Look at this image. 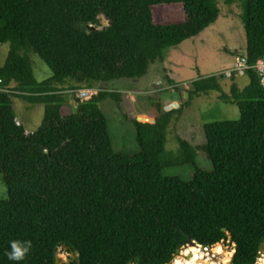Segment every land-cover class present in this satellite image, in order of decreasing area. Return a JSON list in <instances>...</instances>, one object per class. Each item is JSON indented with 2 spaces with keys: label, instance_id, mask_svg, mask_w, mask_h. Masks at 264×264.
<instances>
[{
  "label": "trees",
  "instance_id": "obj_1",
  "mask_svg": "<svg viewBox=\"0 0 264 264\" xmlns=\"http://www.w3.org/2000/svg\"><path fill=\"white\" fill-rule=\"evenodd\" d=\"M170 4L182 6L183 18L156 22L154 8ZM219 13L218 0H0V44H10L0 66V173L8 190L0 200V264H12L9 242L25 239L33 247L21 264H56L60 249L76 253L70 264H166L189 238L211 247L228 241L232 264H257L264 87L254 69L249 84L233 82L230 93L217 75L192 81L186 105L217 91L239 107L240 118L206 124L202 145L179 137L175 151L166 148L167 129L182 106L159 110L153 121L134 119V154L114 149L100 108L107 98L120 104V91L74 92L76 109L62 111L63 90L140 78L167 47L200 35ZM242 21L244 55L254 64L264 55V0H245ZM22 50L37 53L51 76L37 81ZM14 95L44 104L37 129L17 120ZM198 148L211 170L197 165ZM184 164L194 166L191 181L163 175Z\"/></svg>",
  "mask_w": 264,
  "mask_h": 264
},
{
  "label": "rangeland",
  "instance_id": "obj_2",
  "mask_svg": "<svg viewBox=\"0 0 264 264\" xmlns=\"http://www.w3.org/2000/svg\"><path fill=\"white\" fill-rule=\"evenodd\" d=\"M218 7L220 13L213 23L200 35L186 39L176 46L167 47L162 58L152 62L144 76L83 84L82 88H95L96 92L99 89H108L120 91L122 94L120 104L110 98L100 102V108L108 120L109 134L116 151L129 154L138 152L134 119L143 122L153 121L155 115H159V110L165 112L176 105L182 106V111L168 125L166 148L169 151L178 149L179 137L189 141L193 146L204 144L206 142L204 127L208 123L240 118L239 107L231 101L221 99L220 92L217 91L195 96L188 105L185 104L187 90L191 88L192 81L200 77L217 75L225 93H230L233 82L240 89L249 84L250 78L247 73L231 78L222 76V73L232 68L235 60L246 50V31L242 21L245 0H218ZM154 16L156 22L182 19V6L158 5L154 8ZM103 25L105 21L102 19L101 25L97 27ZM9 47L8 42L0 44V66L5 61ZM23 52L31 59L33 74L37 81H44L51 76L47 64L37 53L22 50ZM62 94L64 95L62 111L64 113L74 111L77 105L74 91L65 89ZM12 106L17 120L27 131L39 127L44 114L43 103H32L14 95ZM196 151L197 165L203 170H211L212 163L205 151L199 148ZM194 172L192 164L171 165L163 169L164 176H177L184 181H191ZM7 198V186L0 173V200ZM219 244L227 252L235 248V245L228 241ZM187 245L189 244L183 245L181 249ZM61 254L70 257L67 251L60 249L57 256ZM178 255L179 253L176 256ZM263 262L264 251L258 255L256 263Z\"/></svg>",
  "mask_w": 264,
  "mask_h": 264
},
{
  "label": "bare ground",
  "instance_id": "obj_3",
  "mask_svg": "<svg viewBox=\"0 0 264 264\" xmlns=\"http://www.w3.org/2000/svg\"><path fill=\"white\" fill-rule=\"evenodd\" d=\"M233 253L234 250L227 252L219 243L208 250H204L196 244H189L181 249L179 255L174 257L171 264H232ZM59 258L60 262L65 263L67 261V257L63 254L59 255ZM261 264H264V262Z\"/></svg>",
  "mask_w": 264,
  "mask_h": 264
},
{
  "label": "built area",
  "instance_id": "obj_4",
  "mask_svg": "<svg viewBox=\"0 0 264 264\" xmlns=\"http://www.w3.org/2000/svg\"><path fill=\"white\" fill-rule=\"evenodd\" d=\"M249 69H254V71L259 77L260 84L264 87V55L259 57L254 64H250L246 55L243 54L235 60L232 68L222 73V76L226 78H231L234 76L244 75ZM74 92H76L80 97L84 98L92 93H95L96 89L79 88L75 89Z\"/></svg>",
  "mask_w": 264,
  "mask_h": 264
},
{
  "label": "clouds",
  "instance_id": "obj_5",
  "mask_svg": "<svg viewBox=\"0 0 264 264\" xmlns=\"http://www.w3.org/2000/svg\"><path fill=\"white\" fill-rule=\"evenodd\" d=\"M32 247L31 240H11L8 250L5 252V256L12 264H21L26 256L30 254Z\"/></svg>",
  "mask_w": 264,
  "mask_h": 264
},
{
  "label": "water",
  "instance_id": "obj_6",
  "mask_svg": "<svg viewBox=\"0 0 264 264\" xmlns=\"http://www.w3.org/2000/svg\"><path fill=\"white\" fill-rule=\"evenodd\" d=\"M102 19H103L104 21L106 20V18H105L104 16H103ZM91 26L94 27L93 25H91ZM186 244H196V245L201 246L204 250H208V249L211 248V246L200 244V243H198L196 240L191 239V238H189V239L187 240ZM62 248L68 250V249H69V246H68V245H62ZM180 251H181V247L177 249V253H179ZM262 251H264V243L260 246L259 254H260ZM69 254H70V257L67 259V261H66L64 264H70L71 261H72V259L76 258V253H75V252L71 251ZM173 260H174V259H173ZM173 260H172V261H173ZM60 261H61L60 258L57 256V257H56V264H58ZM172 261L167 262L166 264H171ZM129 264H133V263L130 262Z\"/></svg>",
  "mask_w": 264,
  "mask_h": 264
},
{
  "label": "crops",
  "instance_id": "obj_7",
  "mask_svg": "<svg viewBox=\"0 0 264 264\" xmlns=\"http://www.w3.org/2000/svg\"><path fill=\"white\" fill-rule=\"evenodd\" d=\"M69 90H71V91H74V90H72V89H69ZM150 117V116H149ZM152 120V119H151Z\"/></svg>",
  "mask_w": 264,
  "mask_h": 264
}]
</instances>
